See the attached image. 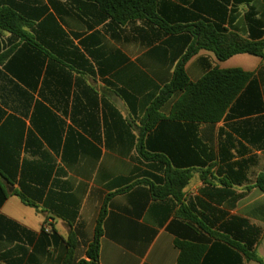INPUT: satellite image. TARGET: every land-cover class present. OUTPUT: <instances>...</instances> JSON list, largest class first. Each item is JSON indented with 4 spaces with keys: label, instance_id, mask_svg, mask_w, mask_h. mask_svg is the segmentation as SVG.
Here are the masks:
<instances>
[{
    "label": "crops",
    "instance_id": "obj_1",
    "mask_svg": "<svg viewBox=\"0 0 264 264\" xmlns=\"http://www.w3.org/2000/svg\"><path fill=\"white\" fill-rule=\"evenodd\" d=\"M157 13L165 27L91 0H0V264L89 262L94 244L97 264H178V242L186 264H258L248 245L264 260V54L198 50L192 82L252 75L225 116L169 119L178 92L142 141L139 128L197 26L264 42V0H158ZM178 171L181 199L155 198Z\"/></svg>",
    "mask_w": 264,
    "mask_h": 264
},
{
    "label": "trees",
    "instance_id": "obj_2",
    "mask_svg": "<svg viewBox=\"0 0 264 264\" xmlns=\"http://www.w3.org/2000/svg\"><path fill=\"white\" fill-rule=\"evenodd\" d=\"M98 3L120 24L136 19H147L156 24H162L157 13L158 0H91ZM163 27L166 25L162 24ZM184 27H174L180 31ZM197 47L189 52L177 64L172 81L167 84L148 108L145 120L140 128L143 134L154 128L164 119L161 110L163 106L176 94L181 96L174 102L169 113V119L191 123H215L226 114L229 106L237 98L252 75L240 69L219 70L213 69L198 82H192L186 72L185 63L198 50L205 49L213 52L220 61H225L237 54H250L262 56L264 42H252L234 33H226L220 27L199 24L194 30ZM145 158L148 157L143 153ZM156 158H159L156 157ZM191 175L188 171H178L174 178L164 186L152 187L153 196L157 199L174 196L177 200L182 197V190L188 185ZM256 186L264 193V174L259 175ZM20 196V195H19ZM21 197V196H20ZM24 201V199L21 197ZM181 250L178 264H186V244L178 242ZM238 246V245H237ZM247 261L264 264L253 245L239 246ZM98 247L92 245L88 251L90 261H80L77 264H97ZM201 257L197 254L193 264Z\"/></svg>",
    "mask_w": 264,
    "mask_h": 264
}]
</instances>
